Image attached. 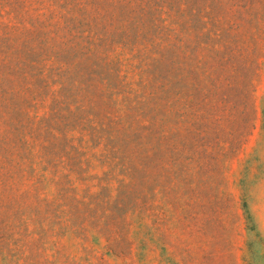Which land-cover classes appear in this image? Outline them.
I'll use <instances>...</instances> for the list:
<instances>
[{"label":"rangeland","instance_id":"374dc122","mask_svg":"<svg viewBox=\"0 0 264 264\" xmlns=\"http://www.w3.org/2000/svg\"><path fill=\"white\" fill-rule=\"evenodd\" d=\"M0 264H264V0H0Z\"/></svg>","mask_w":264,"mask_h":264}]
</instances>
